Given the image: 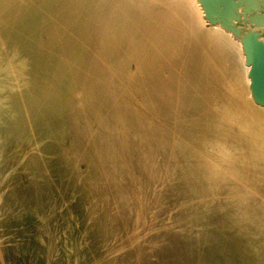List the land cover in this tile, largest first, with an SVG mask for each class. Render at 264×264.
<instances>
[{
  "label": "water",
  "instance_id": "1",
  "mask_svg": "<svg viewBox=\"0 0 264 264\" xmlns=\"http://www.w3.org/2000/svg\"><path fill=\"white\" fill-rule=\"evenodd\" d=\"M178 63L167 134L128 105L154 113L139 76ZM253 108L264 0H0V264H264Z\"/></svg>",
  "mask_w": 264,
  "mask_h": 264
},
{
  "label": "rangeland",
  "instance_id": "2",
  "mask_svg": "<svg viewBox=\"0 0 264 264\" xmlns=\"http://www.w3.org/2000/svg\"><path fill=\"white\" fill-rule=\"evenodd\" d=\"M178 64L179 65L181 64L182 67H183L182 70H184L183 72L180 70V74H178V69L175 68L174 65H171V67L170 66L167 67L165 65L164 68H163V70L160 71L159 74H157L158 72L153 73V72H150L149 71L150 72V73H148L149 76H148V74H145V73H144L145 75L142 74V76H139V83H138L139 86L137 85L136 88L137 89L139 88L140 89V92H142L144 95H146L148 97V94L150 95L151 93H153L154 88H156L155 89L156 91H159V94H160V98H159L160 103L158 102V106H157V108H156V110H155L154 113L153 112H149L144 107L141 108V109H139L137 107H133V105H128L127 104L128 107H129V109H131V111H132V109H135V112H136L135 114L144 117V121L148 120V121H150V124L153 121V123L155 122L156 125H163V126L170 125V128H169V126L165 127L166 130H164V132L167 133V134L168 133H172V131H171L172 129L171 128H174L173 127V124L174 123L173 124H169V120L166 117V113L165 112H166V110H168L167 103L169 101V98L171 96L172 91H176V89H177L178 86L183 85V77L189 71V67H187V66L185 67L184 64H182V63H178ZM134 69H133V66H130L129 73H128V75L130 77H133V75H134L133 74L134 73ZM153 69L157 70L158 68H157V66H154ZM171 71L174 72V73L171 74L170 73ZM156 75H158V76L155 77ZM141 79H143V80H141ZM171 81H172V84H171ZM176 82H180L182 84H178ZM132 88H135V87H132ZM137 89H133V90H137ZM164 95H167L168 97L165 98ZM124 99L125 100H129L128 98H124ZM134 101H135V103L138 102V104H139L140 99H139V101H138V99H135ZM143 104H144V102H143ZM161 104L163 106H160ZM181 105H183V104L181 103ZM259 111H261V112L264 113V111L261 110V109ZM150 117H154L153 120ZM174 120H176V119H172V121H174ZM178 120H179V118H178ZM175 125H177V124H175ZM173 135H174V132H173ZM117 225L118 226H116V224H115L114 225V228L120 230L121 229L120 224L118 223Z\"/></svg>",
  "mask_w": 264,
  "mask_h": 264
},
{
  "label": "bare ground",
  "instance_id": "3",
  "mask_svg": "<svg viewBox=\"0 0 264 264\" xmlns=\"http://www.w3.org/2000/svg\"><path fill=\"white\" fill-rule=\"evenodd\" d=\"M185 62L188 63V61H185ZM175 68L178 69V74H180V70L182 72L184 71V70H182L183 67H182L181 64L180 65H178V64L175 65ZM148 76H149V74H148ZM132 78L133 77L127 76L126 79L132 80ZM141 80H143V79H141ZM132 87L133 86L131 84L127 88L130 89ZM154 89H156V88H154ZM138 91H140L139 88H138ZM148 96H149V94H148ZM160 106H163V105L161 104ZM249 116L252 117V120H253L252 121V125H251L252 127L245 131L246 133L244 134V137H243V141H246V143H248V144L254 142L253 137H254L255 134H257L259 132H260V134L264 133V113L259 111L257 108H253L249 112ZM209 124L213 127V125L211 123H209ZM209 124L205 121V144H206V141H207L208 144H212L211 147H217V149L213 150V148H212V151L208 150V149L207 150L205 149V167H207V168H205V172H207V175L209 174V171H211V173H215L217 175V177H220V176L225 177L228 174L229 167H227V165L223 162V156L221 155V151L218 150V148H219L218 145L220 143L219 142H217V143L215 142L216 133H215V130H211V132L209 131V128H210ZM213 129H215V128L213 127ZM206 135H207V137H206ZM224 142H226V141L224 140L222 143H224ZM228 144L231 145L232 142H228ZM206 147H208V146L205 145V148ZM257 148H258V146H257ZM259 150L262 151V149H259ZM256 155H257V153H256ZM247 156H248V154H247ZM253 160H254V156L250 159V164H251V166L253 167V170H254L255 166H256V165L254 166V164H256V163L253 162ZM247 171H249L248 167H247ZM240 190L242 191L243 188L240 189ZM262 192H264V191H262Z\"/></svg>",
  "mask_w": 264,
  "mask_h": 264
}]
</instances>
